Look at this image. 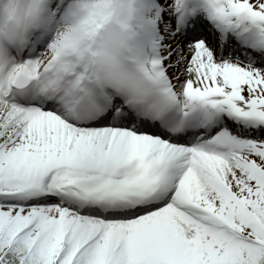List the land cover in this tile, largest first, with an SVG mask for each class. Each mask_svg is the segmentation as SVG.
Segmentation results:
<instances>
[{
	"label": "snow or ice",
	"instance_id": "6c2138e0",
	"mask_svg": "<svg viewBox=\"0 0 264 264\" xmlns=\"http://www.w3.org/2000/svg\"><path fill=\"white\" fill-rule=\"evenodd\" d=\"M0 264H264V0H0Z\"/></svg>",
	"mask_w": 264,
	"mask_h": 264
}]
</instances>
